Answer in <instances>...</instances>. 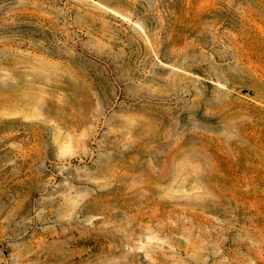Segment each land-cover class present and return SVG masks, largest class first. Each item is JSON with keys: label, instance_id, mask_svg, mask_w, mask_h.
<instances>
[{"label": "rangeland", "instance_id": "374dc122", "mask_svg": "<svg viewBox=\"0 0 264 264\" xmlns=\"http://www.w3.org/2000/svg\"><path fill=\"white\" fill-rule=\"evenodd\" d=\"M0 264H264V0H0Z\"/></svg>", "mask_w": 264, "mask_h": 264}]
</instances>
